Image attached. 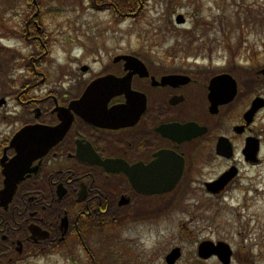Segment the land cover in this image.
Wrapping results in <instances>:
<instances>
[{
    "label": "flooded vegetation",
    "instance_id": "obj_1",
    "mask_svg": "<svg viewBox=\"0 0 264 264\" xmlns=\"http://www.w3.org/2000/svg\"><path fill=\"white\" fill-rule=\"evenodd\" d=\"M141 10L140 4L126 14ZM126 54L131 53L118 55ZM133 55L143 60L147 72L123 59L115 61V56L93 78L80 82L83 93L99 77L131 75L136 93L116 94L106 105H128L127 113L95 124L75 116L63 141L13 195L3 191L0 163V264H264L247 245L233 244L229 234H219L209 223L183 222L165 229L163 221L171 206L176 209L190 196L221 199L234 188H249L246 171L264 161V65L242 71L245 67L235 57L220 70L194 65L168 70L160 63L163 67L152 66L153 57ZM220 74L234 81L212 84ZM169 75L184 77L163 79ZM80 94L46 97L53 101L48 111L53 121L42 123H58L55 105L68 106ZM18 101L23 106L34 100ZM36 109L42 118V100L34 114ZM191 123L196 127L187 128ZM10 139L1 148L0 162L15 154ZM248 144L258 145L255 162ZM84 148L93 161L116 163L83 160L77 152ZM161 153L171 164L184 162L177 185L164 193L153 192ZM150 171L156 175L145 179ZM228 172L235 175L223 189L210 185ZM172 198L178 201L174 204ZM193 207L206 211L209 205L200 200Z\"/></svg>",
    "mask_w": 264,
    "mask_h": 264
},
{
    "label": "rangeland",
    "instance_id": "obj_2",
    "mask_svg": "<svg viewBox=\"0 0 264 264\" xmlns=\"http://www.w3.org/2000/svg\"><path fill=\"white\" fill-rule=\"evenodd\" d=\"M140 1L141 12L129 16L130 8L140 6L128 2L120 8L124 0H44L30 29L26 22L36 10L33 0H20L22 5L5 13L0 23V47L7 48L0 49V98L7 103L0 107V152L25 123L36 121L32 109L38 101L44 111L39 121L52 122L48 111L53 101L45 98L79 95L80 82L93 78L118 54L153 57L152 66L163 67L160 63L168 70L190 65L220 70L235 57L245 67L242 71L264 65V0ZM179 14L184 24L176 23ZM83 65L90 67L87 73L81 71ZM18 98L34 101L22 106ZM246 174L249 188H234L226 198L207 199L200 193L176 209L178 200L172 198L175 205L164 213L165 229L206 222L264 262V161ZM200 200L209 205L206 211L193 207Z\"/></svg>",
    "mask_w": 264,
    "mask_h": 264
},
{
    "label": "water",
    "instance_id": "obj_3",
    "mask_svg": "<svg viewBox=\"0 0 264 264\" xmlns=\"http://www.w3.org/2000/svg\"><path fill=\"white\" fill-rule=\"evenodd\" d=\"M177 22H184L182 15L178 16ZM120 59L126 60L128 64L133 63L136 64V66L139 65V68H143L147 71L145 64L137 57L128 55L119 56L115 58V61ZM82 69L86 71L87 67H83ZM223 77L228 76L224 75ZM130 88L131 75L123 78H118L112 74L100 77L88 85L80 99L72 101L68 107L57 106L55 108L54 112H57V116L60 120L58 124L51 126L36 123L22 128L15 134L10 143V147L14 148L16 151L15 156L9 159L4 155L1 160L3 175L5 176V189L3 191L7 189L9 192L11 191L13 195L19 182L27 175L38 170L39 163L37 165H34V163L42 159L54 146L63 140L70 130L75 119V114L95 124L96 120L100 118L111 117L113 119H118L120 114L124 115L127 113L129 110L128 105H121L113 108H107L106 105L111 100L110 98L116 94L125 93L128 95L130 93L128 92ZM2 103H4V99L0 100V105ZM191 125L195 127L194 124ZM179 127L185 128V126ZM186 127L191 129L190 126ZM256 152L257 147L251 146V158L255 156ZM77 155L83 160L88 159L104 166H107L108 163H110L109 165L116 163V160L105 162L100 160L93 161L89 154V149L86 148L78 150ZM183 169V161L179 164H171L166 160L164 153H161L157 175L155 171H150L145 179L152 180V176L156 175L155 181L158 183V187L157 189L155 188L153 192H167L175 187L182 175ZM232 176L231 172H228L211 185H213V187L214 185H218V190H220L227 184ZM213 187L211 186L212 189Z\"/></svg>",
    "mask_w": 264,
    "mask_h": 264
},
{
    "label": "trees",
    "instance_id": "obj_4",
    "mask_svg": "<svg viewBox=\"0 0 264 264\" xmlns=\"http://www.w3.org/2000/svg\"><path fill=\"white\" fill-rule=\"evenodd\" d=\"M20 0H0V23L3 22L4 19V15L7 11L9 10H13L17 7V4L22 5V3H19ZM44 0H37L38 3L43 2ZM119 0H115V3L118 4ZM21 2H23V0H21ZM128 2L132 3V7L134 5H138V0H124V4H127ZM35 11V10H34ZM29 14V13H28ZM4 28V27H2ZM0 49H7L4 46L0 47ZM1 57H3L1 55ZM3 59L5 60V57H3ZM6 61V60H5ZM7 62V61H6Z\"/></svg>",
    "mask_w": 264,
    "mask_h": 264
}]
</instances>
